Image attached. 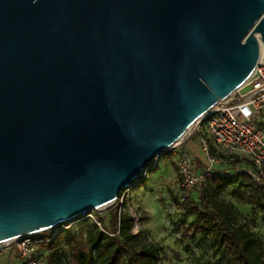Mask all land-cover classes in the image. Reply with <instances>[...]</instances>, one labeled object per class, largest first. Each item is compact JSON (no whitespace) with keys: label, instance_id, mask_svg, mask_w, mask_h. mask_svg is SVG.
<instances>
[{"label":"water","instance_id":"95a60500","mask_svg":"<svg viewBox=\"0 0 264 264\" xmlns=\"http://www.w3.org/2000/svg\"><path fill=\"white\" fill-rule=\"evenodd\" d=\"M261 43L264 0H0V243L115 203Z\"/></svg>","mask_w":264,"mask_h":264},{"label":"trees","instance_id":"16d2710c","mask_svg":"<svg viewBox=\"0 0 264 264\" xmlns=\"http://www.w3.org/2000/svg\"><path fill=\"white\" fill-rule=\"evenodd\" d=\"M194 135L199 137L198 133ZM208 148L215 158L228 157L212 145ZM246 166L250 163L233 175L214 170L206 183L197 186L184 201L178 194L172 196L181 209L180 218L172 220L173 231L182 239L194 241L200 252L195 261L210 254L206 264H264V235L256 236L251 226L238 224L234 216V205L243 206L249 211L251 225L257 227L260 222L264 228V182L255 181L243 169ZM228 187L230 202L220 197ZM126 201L123 198L121 205H111L106 217L84 215L74 227L65 224L58 231L36 234L34 238L41 240L46 250V264H159L160 246L140 243Z\"/></svg>","mask_w":264,"mask_h":264},{"label":"rangeland","instance_id":"374dc122","mask_svg":"<svg viewBox=\"0 0 264 264\" xmlns=\"http://www.w3.org/2000/svg\"><path fill=\"white\" fill-rule=\"evenodd\" d=\"M257 124L264 126V111L259 115ZM196 133H198L197 129L193 126L180 142L155 159L153 165L148 168L145 177L132 187L123 190L116 202L112 204L118 203L121 205L123 198H126L125 207L138 218V228L134 232L137 234L140 243L160 246L159 264H206L208 259H210V254H206L200 262L195 261L194 257L200 255L198 247L195 246L194 241L182 239L179 232L173 231L172 225V220L179 219L181 215V209L176 205L172 197L179 192L180 177L176 167L179 156L182 152L189 153L193 157L197 171L201 170L207 163L199 137L194 135ZM201 134L218 153L228 156L227 158H216L217 162L213 164L214 170L236 171L238 168L249 164L247 160L238 155L219 149L206 130H203ZM229 190L230 187L220 195L221 199L227 202L231 201ZM194 192L193 190L191 194ZM109 207L92 210L87 216L92 219L98 214L106 217ZM248 213L247 208L237 204L234 205L236 222L251 226L255 235L262 237L264 235L263 225L259 222L257 227H253L249 221ZM188 218L190 219L191 217L188 216ZM78 221L64 223L57 226L54 230L58 231L65 224L74 227ZM42 247V244H40L39 254L44 258L46 250Z\"/></svg>","mask_w":264,"mask_h":264},{"label":"built area","instance_id":"2783aa9c","mask_svg":"<svg viewBox=\"0 0 264 264\" xmlns=\"http://www.w3.org/2000/svg\"><path fill=\"white\" fill-rule=\"evenodd\" d=\"M262 111H264V49L257 66L247 80L194 123L207 163L201 170L195 171L193 157L187 152L181 153L176 163L180 177L178 192L180 201H184L197 186L205 184L214 172L213 164L217 160L209 152L207 139L201 134L203 130L208 132L219 149L247 160L250 167L246 166L243 169L258 183L264 182V127L257 124ZM147 170L143 172L142 177H145ZM226 173L233 175L235 171L229 170ZM132 218L133 229L136 230L138 218L134 214ZM40 244L42 241L34 236L1 242L0 264H46L44 258L39 256Z\"/></svg>","mask_w":264,"mask_h":264},{"label":"bare ground","instance_id":"6f19581e","mask_svg":"<svg viewBox=\"0 0 264 264\" xmlns=\"http://www.w3.org/2000/svg\"><path fill=\"white\" fill-rule=\"evenodd\" d=\"M263 49H264V44L261 43L260 55L262 54ZM189 131H190V130H189ZM189 131L185 134V136L189 133ZM185 136H184V137H185ZM184 137H183V138H184Z\"/></svg>","mask_w":264,"mask_h":264}]
</instances>
